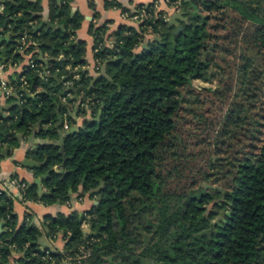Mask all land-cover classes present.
<instances>
[{
  "label": "trees",
  "instance_id": "trees-1",
  "mask_svg": "<svg viewBox=\"0 0 264 264\" xmlns=\"http://www.w3.org/2000/svg\"><path fill=\"white\" fill-rule=\"evenodd\" d=\"M52 2L49 18L56 28L36 30L42 22L39 0H0V34H10L0 52L6 49L14 65L30 53L43 64L41 69L26 65L12 77L10 83L19 88L8 99L19 102L0 109V138L13 131L28 134L40 124L47 126L41 136L58 141L60 117L78 126L64 138L65 159L58 145L40 149L38 157H47V164L35 169L37 175L54 166L67 171L64 177L50 175L44 183L55 189L41 200L65 202L74 193L100 199L82 214L47 215L48 235L62 233L70 255L90 248L83 264H264V114L249 120L242 114L244 105L232 109L217 142L221 145L212 151L217 158L198 153L204 166H192L190 152L184 153L185 162L169 160L178 153L173 147L179 142L177 116L186 91L216 77L220 45L211 27L218 25L210 24L209 12L229 6L239 16L241 40L254 52L242 55L239 91L249 106L259 92L264 94V0H187L185 20L171 23L160 16L163 9H147L151 17L136 26L120 25L113 33L92 24L94 50L100 48L95 56L104 70L97 78L82 72L78 80L66 66L86 64L85 41L76 38L83 16L71 14V0ZM24 37L32 44L22 53ZM23 77L32 96L21 87ZM68 80L73 84L66 87ZM73 87L81 106L90 110L81 125L70 112L75 97L62 99ZM245 124L249 142L243 150L238 145ZM18 143L15 135L7 146L10 150ZM202 184L204 190L192 193ZM217 189L221 197L213 200L211 191ZM25 190L26 197L40 199L36 186ZM0 218L6 223L0 235L2 262L18 254L19 264H60L66 256L42 249L39 228L28 220L18 224L13 200L1 193Z\"/></svg>",
  "mask_w": 264,
  "mask_h": 264
},
{
  "label": "crops",
  "instance_id": "crops-1",
  "mask_svg": "<svg viewBox=\"0 0 264 264\" xmlns=\"http://www.w3.org/2000/svg\"><path fill=\"white\" fill-rule=\"evenodd\" d=\"M42 7V21H50L49 12L50 6L52 5V0H39ZM59 1V0H58ZM156 0H71V14L79 13L83 16V21L81 27L77 30V39L85 41L86 51L85 58L86 64L89 66V73L95 77H98L103 73L104 67L100 65L101 71L96 72V56L94 50V36L90 32V26L93 24L96 27L106 25L109 33H113L120 25H137L139 22L135 20L132 15L142 6H148ZM118 3V5H116ZM165 6L162 5L161 9ZM125 9V11L123 10ZM166 9V8H165ZM52 23V22H51ZM53 24V23H52ZM54 25V24H53ZM43 28L48 29L49 27L44 26ZM0 37H8L10 40V34H0ZM7 42V41H6ZM4 43V42H3ZM22 52V51H21ZM29 56L27 55L19 64H11L10 62L0 65V82L2 80L11 82L12 77L15 78L20 74L24 67L28 65ZM45 59H49L45 57ZM77 91V90H76ZM33 94V93H31ZM78 94V93H77ZM72 97H75V93L72 92ZM77 101L71 103L70 112L71 115L75 116L78 125H81L85 117H90V110L86 106L80 104V96L75 98ZM8 107L6 99L0 95V109L1 112ZM78 109L87 111V115L84 113H78ZM8 113V112H7ZM6 114V112L4 113ZM47 126H42L37 124L34 126L33 131L28 134L20 133L17 135L19 143L13 148V154L9 153V147L6 145L2 150V158L0 159V188L6 187L12 190L14 194L13 210L17 215V223L21 224L25 220H28L31 224H34L41 231L45 229L47 238L53 243L54 248L51 249L48 246L39 245L42 249L47 248L49 251L53 252H66V240L64 239L62 233H58L55 236L50 237L48 235V228L45 226V217L47 215L56 216L59 213H64L66 215L73 211H78L80 214L89 210L93 206H96L97 200L99 198L90 197L89 194L86 196L78 197L74 193L70 200L61 202L60 200L54 203H47L40 199H32L26 197V190H21L18 188H13L9 185V180L17 177L21 181L27 184V187L36 186L34 180L37 176L35 169L32 167H27L23 165L25 159H34L38 161H43L39 159V151L42 147L46 146L45 143L49 141L56 140L50 137H45L40 135V130ZM8 186V187H7ZM44 188L48 189L44 183ZM60 201V202H59ZM99 201V200H98ZM0 221L4 219L0 218ZM89 226L84 225V229ZM6 230V225L3 227ZM42 235V231H41ZM41 237V236H40ZM40 239V238H39ZM18 254L9 257L8 263L2 262L0 258V264H18L17 260ZM61 264H65L62 262Z\"/></svg>",
  "mask_w": 264,
  "mask_h": 264
},
{
  "label": "rangeland",
  "instance_id": "rangeland-1",
  "mask_svg": "<svg viewBox=\"0 0 264 264\" xmlns=\"http://www.w3.org/2000/svg\"><path fill=\"white\" fill-rule=\"evenodd\" d=\"M183 8L184 4L182 6ZM203 13L207 14L208 12L203 10ZM209 15L210 24L218 25L217 27H211L212 33L218 36L215 38L217 40L214 41L220 45L215 52L216 63L218 65L214 68L216 77L214 78V82L201 83V85L193 86V88L191 87L185 93L186 100L177 116L178 131L176 135L179 142L173 147V151L178 150V153L172 158L169 156V160H173V165L176 164L178 158L185 162L186 157L184 153L188 152L191 153L189 161L192 166H196L197 164H202L201 166L206 165V160L201 155H198L202 150L204 151L205 157L210 154L212 157L215 158L216 156L217 158V154H214L212 151L216 149L214 147L221 145L217 142L223 139L221 134L224 123L232 109L235 108L238 110L241 105H244L246 110L242 114L246 113L249 120L251 118L259 119L260 114H264L263 93L260 95L259 92L257 94L259 98L253 101V105L249 106L250 104L246 100V96L239 91L238 68L243 62L242 55H251L254 53L251 49H247L241 40L243 34L239 32V16L229 6L213 10L209 12ZM16 102H19V99H6L8 106ZM248 126V124H245V128L239 134L242 142L240 145H237L243 150L247 148L244 147L245 143L249 142L248 137L244 134L248 133L246 131ZM228 153L230 152L228 151ZM228 153H225L224 156H227ZM220 175H222V172L218 174V176ZM203 184L211 185V183L206 181ZM203 184L196 186L192 190V193L196 191L200 193L201 190H204L206 186ZM215 187L217 188L218 186L215 184ZM211 193L213 200L219 198L218 196L221 197L218 189L212 190ZM209 207H211V204H209ZM224 213L225 210L221 211L222 215ZM41 231L42 235L39 242L42 246H48L53 249V243L47 238L45 229L41 228Z\"/></svg>",
  "mask_w": 264,
  "mask_h": 264
},
{
  "label": "built area",
  "instance_id": "built-area-1",
  "mask_svg": "<svg viewBox=\"0 0 264 264\" xmlns=\"http://www.w3.org/2000/svg\"><path fill=\"white\" fill-rule=\"evenodd\" d=\"M187 0H156L153 2L152 6L148 5L147 6H143L141 8H139L138 10H136V12L132 15V17L137 20L139 23L148 19L149 17L152 16V14L148 11V10H154V13H158L161 10V6L164 5L165 8H167V10L162 11V14L160 15L164 20H169L170 16L173 13L179 12L182 9L183 4L186 2ZM148 9V10H147ZM4 11V6L0 5V13H2ZM169 11L172 12V14L169 13ZM35 23H37L35 21ZM113 40L112 39H108L106 45L111 46L112 45ZM32 43V42H30ZM28 44L26 42L25 37L22 38V47H21V51H23L25 49L26 46L31 45ZM28 44V45H26ZM100 50V48H96L95 49V53L98 52ZM30 55V59L28 62V65L32 68H37V69H41L43 67V64L41 62H35V60L32 58V53L28 54ZM100 60L96 59V72L99 73L101 71L100 69ZM67 69H70L74 74H73V79L78 80L81 78V74L82 72H87L88 75H90L89 73V66L87 64L85 65H72L71 63L67 64ZM22 84L21 87H23V89L25 90H29L27 88L28 86V82L25 79V77L21 78ZM73 84L72 80H68L65 82V86L69 87ZM18 86L11 84L8 81L2 80L0 82V95L6 99H8L10 96H13L16 94L17 90H18ZM72 94H69V96L63 97V101H67L68 97H71ZM71 127L68 124L67 121L64 122L63 124V129L64 130H69ZM20 133H18L17 131H13L12 134L8 135L5 139L0 138V153H2V150L5 148L6 145H8L9 142H11V140L14 138L15 135H18ZM10 154H13V148H11L9 150ZM1 159V158H0ZM9 185H11V187L13 188H18L21 190H25L27 188V184L23 181H21L20 179H18L17 177H14L12 179L9 180ZM8 187V186H7ZM0 193L3 194L4 196L8 197L9 199L14 201V194L12 192L11 189L8 190V188L6 187H1L0 188ZM2 244V241L0 240V245ZM46 252L49 254V250H46ZM67 253V252H66ZM1 250H0V258H1ZM90 255V248H85L82 247L80 249V251L74 252L72 255L70 254H66V256L64 257V259L61 261L64 262L65 264H83L84 259ZM60 263V264H61ZM19 264V263H18Z\"/></svg>",
  "mask_w": 264,
  "mask_h": 264
},
{
  "label": "water",
  "instance_id": "water-1",
  "mask_svg": "<svg viewBox=\"0 0 264 264\" xmlns=\"http://www.w3.org/2000/svg\"><path fill=\"white\" fill-rule=\"evenodd\" d=\"M178 19H182L185 20L186 18L183 15L182 11L173 13L170 18L169 21L171 23H177ZM44 26H47L49 28H56L55 25H53L50 21H42L37 27L36 30H39L41 28H43ZM8 42L9 38H2L0 37V45H2L3 42ZM32 44V43H30ZM30 46V45H28ZM27 46V47H28ZM26 47V49H27ZM24 49L22 51V53H24V51L26 50ZM7 55V50L4 49L0 52V65L5 64L8 62V58L6 57ZM50 59H45V63H49ZM97 78V77H96ZM72 92L75 93V98H78V94L76 89L73 87L71 88ZM25 92L27 93V95L32 96L30 90H25ZM63 124H64V120L62 117L59 118V122L57 123L56 130L59 134V140L56 142L54 141H49L47 143H45V145H58L60 146V153L63 155V158L65 159V153H64V148H65V144H64V138L67 135H70L72 133H74L77 129L78 126L74 125L72 126L69 130H64L63 129ZM47 164V157H45V159L43 161H38V160H34V159H25L23 161V165L27 166V167H32V168H42ZM55 172L57 174H61L62 177H64L67 174V171H65L62 167L59 166H54V167H50L44 174H41L39 176H37L34 180L35 185H37V194L39 195V197L42 196H49L52 194V192L54 191L55 188H50V189H45L44 188V182L50 177V175ZM70 192H72V190L70 189ZM99 200V201H98ZM97 200L96 204H99L100 199ZM60 202V201H59ZM229 214V213H228ZM6 225L5 221H0V235L3 234L4 229L3 227ZM91 231V227H88L86 229V232H90ZM96 231H99V228L96 229Z\"/></svg>",
  "mask_w": 264,
  "mask_h": 264
}]
</instances>
